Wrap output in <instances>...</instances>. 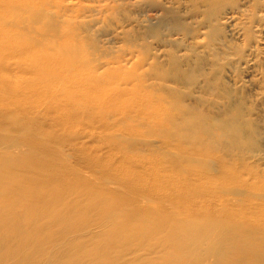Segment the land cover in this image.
I'll return each mask as SVG.
<instances>
[{
  "label": "bare ground",
  "instance_id": "obj_1",
  "mask_svg": "<svg viewBox=\"0 0 264 264\" xmlns=\"http://www.w3.org/2000/svg\"><path fill=\"white\" fill-rule=\"evenodd\" d=\"M225 1L239 44L212 47L264 86V0ZM27 3L0 0V264H264L263 151L240 110L195 123L111 84L90 97L106 66Z\"/></svg>",
  "mask_w": 264,
  "mask_h": 264
},
{
  "label": "rangeland",
  "instance_id": "obj_2",
  "mask_svg": "<svg viewBox=\"0 0 264 264\" xmlns=\"http://www.w3.org/2000/svg\"><path fill=\"white\" fill-rule=\"evenodd\" d=\"M45 1L51 3L28 0L26 5L45 7L43 26L45 21L56 22L55 13H58L62 29L79 37L81 54L88 67L106 66L100 71L108 77L106 82L95 86L90 97L96 94L100 98V90L112 85L114 95L120 89L130 90L128 96L135 106L144 97L152 98L168 110L184 112L185 118L195 123L200 118L211 123L221 112L238 109L242 121H248L258 131L256 139L263 151L258 159L264 163V103L258 97V93L264 92V86L254 84L258 80L254 68L237 62L231 56L232 51L212 47L222 39L231 47L239 44L231 35V25L223 16L217 19L215 14V9L221 4L220 8L226 7L227 1ZM1 11L5 13L4 8ZM19 14L27 22L32 21L30 13L20 11ZM0 28L12 30L14 26L0 20ZM205 50H210L209 55L202 53ZM77 87L85 90L87 83L80 81ZM160 130L158 135L167 137V129ZM89 146L94 150L95 143ZM216 147L221 149L220 145Z\"/></svg>",
  "mask_w": 264,
  "mask_h": 264
}]
</instances>
